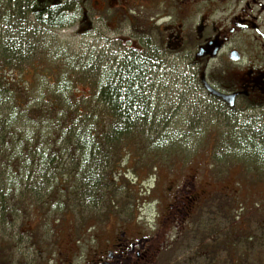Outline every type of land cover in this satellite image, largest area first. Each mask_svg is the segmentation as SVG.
Returning <instances> with one entry per match:
<instances>
[{
    "label": "rangeland",
    "instance_id": "rangeland-1",
    "mask_svg": "<svg viewBox=\"0 0 264 264\" xmlns=\"http://www.w3.org/2000/svg\"><path fill=\"white\" fill-rule=\"evenodd\" d=\"M128 30L133 32L132 27ZM137 30L139 27L134 29ZM39 31L26 33L24 42H30L36 51L43 47L64 54L65 59L77 60L86 76L98 79L126 64L142 67L140 108L151 119L146 124L151 128L153 142L163 143L170 154L156 179L150 177L135 186L137 193L129 190L128 182H139L133 165L142 168L144 159L127 166L126 157L114 196L106 193L100 204L91 201L85 206L87 201H74L61 211L52 210V206H36L20 213L18 220L0 227V264H54L59 256L71 257V252L84 253L98 244L105 247L109 238L122 237L124 229L127 236L141 241L160 230H169L173 236L171 248L161 255V262L184 251L195 252L192 258L198 264L209 262L205 255L208 252H213L219 264H264V155L252 154L254 151L246 148L228 153L233 137L242 143L250 136L257 137V151L264 152V131L257 117L229 114L217 108L197 113L192 108L196 98L185 89V68L176 60L162 62L153 72L146 73L141 34L137 39L143 52H136L129 51L132 47L121 44L118 37L113 42L106 41L87 23L78 29L74 26L60 31L41 26ZM3 34L0 25V41ZM108 34L127 35H115L114 31ZM129 52L132 53L128 59ZM48 58L52 63V57ZM171 146L175 149L171 150ZM106 172L110 174L109 166L103 173ZM189 182L199 189L193 193ZM187 194L193 195L198 206L191 212L186 230L176 238L178 226L172 214L180 207V198L185 199ZM65 216L70 221L69 231L60 237L59 225ZM192 258L183 256L182 261L177 259L175 263L188 264Z\"/></svg>",
    "mask_w": 264,
    "mask_h": 264
},
{
    "label": "trees",
    "instance_id": "trees-1",
    "mask_svg": "<svg viewBox=\"0 0 264 264\" xmlns=\"http://www.w3.org/2000/svg\"><path fill=\"white\" fill-rule=\"evenodd\" d=\"M73 3L63 0L41 10L39 0H0L2 228L36 206L61 211L70 202L87 201L86 206L100 204L106 193L113 197L126 157L127 166L144 159L142 168L133 165L139 182H128L129 190L137 193L135 186L156 179L170 154L163 143L153 142L146 124L150 117L140 108L142 67L122 65L96 79L86 76L77 60L43 47L36 51L24 42L26 33H39L41 26L57 30L71 24L77 10ZM255 138L240 143L233 137L228 153L246 148L263 156ZM106 166L109 175L103 173ZM63 229L69 231L67 225Z\"/></svg>",
    "mask_w": 264,
    "mask_h": 264
},
{
    "label": "flooded vegetation",
    "instance_id": "flooded-vegetation-1",
    "mask_svg": "<svg viewBox=\"0 0 264 264\" xmlns=\"http://www.w3.org/2000/svg\"><path fill=\"white\" fill-rule=\"evenodd\" d=\"M62 1L39 0V5L42 10ZM72 1L77 10L73 22L63 28L78 29L87 23L106 41L118 37L121 44L132 47L129 51L136 52L141 51L137 39L141 34L146 73L162 62L176 60L185 68V89L196 98L192 108L197 113L217 108L229 114L255 116L264 131V0H67ZM108 31L127 35L113 37ZM208 85L227 99L211 92ZM189 184L193 193L199 189ZM180 201L178 207L176 199L178 210L172 214L178 226L176 238L186 230L191 221L187 220L198 206L190 194ZM68 221L64 219L59 225L60 237L66 236L63 226L69 227ZM121 236L109 238L105 247L98 244L84 253L71 252V257L59 256L54 264H177L175 261H182L183 256L191 259L196 255L180 251L161 262L173 238L167 229L153 237L145 236L143 241L127 236L125 229ZM205 255L209 260L205 264H219L213 252ZM192 259L188 264H198Z\"/></svg>",
    "mask_w": 264,
    "mask_h": 264
},
{
    "label": "water",
    "instance_id": "water-1",
    "mask_svg": "<svg viewBox=\"0 0 264 264\" xmlns=\"http://www.w3.org/2000/svg\"><path fill=\"white\" fill-rule=\"evenodd\" d=\"M208 89H209L211 92H213V93H215V94H217V95H219V96H222V97L226 98V96H225L224 94L220 93L219 91L215 90L214 88H212V87L209 86V85H208ZM226 99H227V98H226Z\"/></svg>",
    "mask_w": 264,
    "mask_h": 264
}]
</instances>
